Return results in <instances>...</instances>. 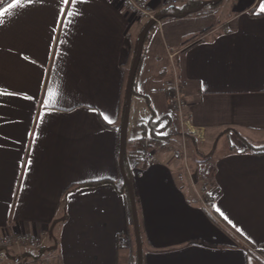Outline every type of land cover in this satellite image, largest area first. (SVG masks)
I'll use <instances>...</instances> for the list:
<instances>
[{"label":"crops","instance_id":"obj_1","mask_svg":"<svg viewBox=\"0 0 264 264\" xmlns=\"http://www.w3.org/2000/svg\"><path fill=\"white\" fill-rule=\"evenodd\" d=\"M143 1L160 12L167 0ZM178 1L187 9L192 0ZM229 1L222 16L221 4L161 20L144 41L131 140L149 107L169 118L172 137L145 168L126 161L143 264H264V154L236 142L237 132L264 143V0ZM13 3L0 0V13ZM22 3L0 17V239L38 236L31 253H55V264H129L133 224L117 191L120 111L146 22L120 0ZM177 84L181 110L168 103ZM50 88L57 95L45 106ZM228 138L234 143L218 150ZM191 151L210 155V207L180 159ZM0 264H17L13 249L0 247Z\"/></svg>","mask_w":264,"mask_h":264},{"label":"trees","instance_id":"obj_2","mask_svg":"<svg viewBox=\"0 0 264 264\" xmlns=\"http://www.w3.org/2000/svg\"><path fill=\"white\" fill-rule=\"evenodd\" d=\"M205 1H208V0H192L190 4L187 5V9H180V8H177V6H169V7L164 8L162 11L158 12L157 16L160 20H164L168 18H176V17H179L180 14H185V13H187V15L207 14L209 12L216 10V8H218L223 3L224 0L221 1L220 3H215L214 1H212L208 3L206 6H204L203 8H201L200 10L196 11L199 5ZM154 26L152 28H154ZM212 29L213 27L208 28L202 31L197 36H194L191 39L183 42L182 43L183 50L181 52H185L192 45L202 41V38ZM148 33L146 35V38L148 37ZM135 52H136V49H135ZM135 52H134L133 57L135 56ZM142 53H143V49H142ZM142 53H141L139 65L142 59ZM139 65L137 67L135 77L132 83V95L134 94V85H135V80H136V75L138 72ZM126 74L128 75V73ZM124 102H125V92H123V96H122V104H121V111H120L121 120L123 118ZM146 103H148L147 100H146ZM149 109L151 112L150 118L138 124L139 137L136 139L130 140V141L126 140L124 170H125V174L128 180L130 181V183H131V178H130V170L127 167V163H126L127 159L133 158V159L139 160L141 162V167L145 168L149 164V155L151 151L158 149V148H162L165 145V141L172 137V136L164 134L170 124L169 118L168 117L156 118L153 110L150 107ZM104 126H106L107 128H110V126H107V124L105 123H104ZM236 135L239 137V140L244 145L247 151L253 154H257V155L264 154V144L254 145V144L249 143L248 141L246 142V139L242 138V136H239L237 132H236ZM128 143H129V148H130L129 150H127ZM109 182L110 181L104 180V181H99V182L83 183V184L78 185V187H82L86 185H96L99 183H109ZM117 191L125 199L127 208H128L129 217L131 218V208H130L129 197L127 194L126 186L124 182L122 181V179H121V185L117 189ZM138 227H139V221H138ZM139 232H140V227H139ZM140 239H141V236H140ZM129 264H137L136 247L134 250V254L129 257Z\"/></svg>","mask_w":264,"mask_h":264},{"label":"built area","instance_id":"obj_3","mask_svg":"<svg viewBox=\"0 0 264 264\" xmlns=\"http://www.w3.org/2000/svg\"><path fill=\"white\" fill-rule=\"evenodd\" d=\"M122 6L127 13L144 20L145 22L152 20L156 25H160L158 11L147 5L143 0H120ZM178 0H167L163 8L169 6H177ZM171 58V56H170ZM168 103L175 109L181 110L187 107L186 101L182 97L180 84H177L173 89ZM207 207H210L211 200L205 198ZM40 238L31 236L23 232L14 233L0 239V247L8 246L13 249V259L17 264H55L57 254H32V250L40 246Z\"/></svg>","mask_w":264,"mask_h":264},{"label":"water","instance_id":"obj_4","mask_svg":"<svg viewBox=\"0 0 264 264\" xmlns=\"http://www.w3.org/2000/svg\"><path fill=\"white\" fill-rule=\"evenodd\" d=\"M212 1H214L215 3H220L223 0H208V1L202 2L199 5V7L196 9V11L200 10L201 8H203L204 6H206L208 3ZM185 15H187V13L183 14L182 16H185ZM153 26H154V22L152 20H149L144 24L143 28L141 29L139 36H138V40H137L135 56L133 57V60L131 62L130 69L128 72L126 85H125V102H124L122 124H121V129H120L119 151H118V160H117L118 171H119L122 181L124 182L126 186L127 194H128L129 202H130L131 218H132V224H133V233H134L136 255H137V264H142L141 239H140V232H139V227H138V217H137L135 198L133 194V188L124 170V157H125L126 140H127L128 116H129L130 102H131V97H132V83L135 77L137 67L139 65V61H140L146 35Z\"/></svg>","mask_w":264,"mask_h":264},{"label":"rangeland","instance_id":"obj_5","mask_svg":"<svg viewBox=\"0 0 264 264\" xmlns=\"http://www.w3.org/2000/svg\"><path fill=\"white\" fill-rule=\"evenodd\" d=\"M229 6H230V1L224 0L221 7H219V9H218L219 12L221 13V16L223 13L222 10L224 8L228 9ZM134 110H135V107H133L132 111L131 110L129 111V116H128V124H127V140L128 141H130L131 137H132V131H133V125H134L133 123L135 121L134 120L135 119L134 118ZM247 141L248 140H246V142ZM230 142L234 143V141L229 140V138L224 139L219 144L218 150L219 149L221 150V148L229 146ZM236 142L242 144L240 140H238ZM248 142L253 144L251 141H248ZM260 145H262V144H260ZM198 147H199L198 145L195 146V148H197V149H198ZM129 149L130 148H129V143H128L127 150H129ZM180 149H181V147H180ZM197 155L198 154H195L193 151H191V154L186 153V159L182 156H180V159L186 163L185 172L190 174V176H191V179L189 178L188 180L190 181V188L192 189V192L195 195H198L197 197H199V198L201 197V198H207L208 200H211L209 190H207L208 192H206V187L211 182V170H210L211 166L207 163L210 155H207V156H202L200 154L198 156ZM186 178H188V177H186ZM134 250H135V243L132 244L131 255L134 254Z\"/></svg>","mask_w":264,"mask_h":264},{"label":"snow or ice","instance_id":"obj_6","mask_svg":"<svg viewBox=\"0 0 264 264\" xmlns=\"http://www.w3.org/2000/svg\"><path fill=\"white\" fill-rule=\"evenodd\" d=\"M28 3H31L32 0H27ZM72 4H76L77 3V0H71ZM61 3H64V4H67L68 3V0H61ZM23 3H22V0H15V3L13 4H10L8 6L7 9L4 10V13H0V17H2L4 14H11L12 10L15 9V8H18V7H23ZM260 9L262 12H264V3H262L260 5ZM74 13H72L71 11L68 12V15L69 16H72ZM0 22H2V19H0ZM57 93L53 90V89H49L46 93V99H45V106L51 104L55 97H56ZM105 120H108V117L105 116L104 117ZM239 231V229H238Z\"/></svg>","mask_w":264,"mask_h":264},{"label":"bare ground","instance_id":"obj_7","mask_svg":"<svg viewBox=\"0 0 264 264\" xmlns=\"http://www.w3.org/2000/svg\"><path fill=\"white\" fill-rule=\"evenodd\" d=\"M154 25H156V24L154 23Z\"/></svg>","mask_w":264,"mask_h":264}]
</instances>
